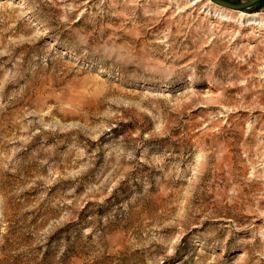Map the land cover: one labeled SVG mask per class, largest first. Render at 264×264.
<instances>
[{
    "label": "rangeland",
    "instance_id": "obj_1",
    "mask_svg": "<svg viewBox=\"0 0 264 264\" xmlns=\"http://www.w3.org/2000/svg\"><path fill=\"white\" fill-rule=\"evenodd\" d=\"M0 264H264V0H0Z\"/></svg>",
    "mask_w": 264,
    "mask_h": 264
},
{
    "label": "water",
    "instance_id": "obj_2",
    "mask_svg": "<svg viewBox=\"0 0 264 264\" xmlns=\"http://www.w3.org/2000/svg\"><path fill=\"white\" fill-rule=\"evenodd\" d=\"M215 4H219L223 7H227L230 9H237V10H241V9H245V8H249L250 5L255 4L257 2L263 1V0H248L245 2H230L227 0H212Z\"/></svg>",
    "mask_w": 264,
    "mask_h": 264
},
{
    "label": "bare ground",
    "instance_id": "obj_3",
    "mask_svg": "<svg viewBox=\"0 0 264 264\" xmlns=\"http://www.w3.org/2000/svg\"><path fill=\"white\" fill-rule=\"evenodd\" d=\"M242 16H244V14L242 13Z\"/></svg>",
    "mask_w": 264,
    "mask_h": 264
}]
</instances>
